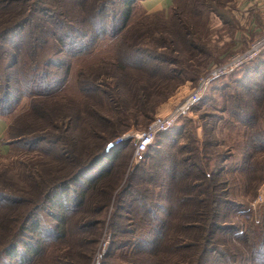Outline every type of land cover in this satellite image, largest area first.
Instances as JSON below:
<instances>
[{
	"label": "trees",
	"instance_id": "16d2710c",
	"mask_svg": "<svg viewBox=\"0 0 264 264\" xmlns=\"http://www.w3.org/2000/svg\"><path fill=\"white\" fill-rule=\"evenodd\" d=\"M142 1L0 0V115L29 100L1 139L15 148L8 157L20 166L0 164V264H91L126 165L114 167L134 146L131 140L108 144L144 123L141 116L152 118L186 81L178 74L203 63L196 20L204 10L223 19L225 10L222 0H187L188 9L173 3L134 21ZM178 39L184 48L175 45ZM108 45L115 46L112 56ZM184 51L190 55L185 65ZM240 70V93L249 95L244 104L253 110L241 114L235 102L231 113L250 130L240 143V169L254 172V157L264 152V53ZM174 126L156 136L116 195L113 242L101 264H117L108 261L117 250L121 264H264V214L240 232L225 218L237 200L223 191L207 199L206 189L194 193L207 173L194 163L190 143L178 142L180 135L161 139ZM149 184L160 185L165 203L148 198L157 194ZM125 212L131 214L126 226L120 223ZM221 231L225 243L214 246Z\"/></svg>",
	"mask_w": 264,
	"mask_h": 264
},
{
	"label": "rangeland",
	"instance_id": "374dc122",
	"mask_svg": "<svg viewBox=\"0 0 264 264\" xmlns=\"http://www.w3.org/2000/svg\"><path fill=\"white\" fill-rule=\"evenodd\" d=\"M143 2L145 1L143 0L141 2L143 9L139 8L140 10L138 11V15L134 21L145 17L148 13H153L145 9L146 7ZM186 2L187 0H173V5L177 4L178 8L188 9ZM222 2L223 5L225 4L224 14L222 15L223 19H221V17L215 12H207L204 10L202 16L203 18L196 20L198 23L201 22L197 32V36L200 40L196 39V41L206 48V52H204V54H199V56H201L203 59V63L198 66L195 63V65L190 66L191 71L181 70L182 72L178 74L179 79L185 78L186 81L182 83L177 88V90L164 101L166 102L169 98L174 96L176 97L173 106L168 110L167 113H169L177 103H179L194 90L195 86L198 84V80L203 77L212 66L221 65L229 55L240 51L242 48H245L251 40V36L255 37L253 33L250 34L248 32H252L249 31V29L253 30L252 24L254 21L260 22L261 16L264 12V0H222ZM144 10L145 12L143 13ZM216 18L218 21L215 20ZM219 21L222 24H220ZM259 24L261 25V23ZM239 29L244 32L243 34L245 40L244 44L235 50L233 49V46L237 30ZM108 40L109 39L107 37L102 43L107 44ZM128 41H130V38ZM175 45L180 48H184L183 46H185V44L180 39H178L177 44ZM121 47L123 48L125 46ZM121 47L116 45V49H119L118 51H121ZM109 48L112 51H106V53L109 56H112L111 54L113 53V50H115V46H109ZM225 50L230 51L226 56L222 57ZM189 56V51H184L182 53L181 59L182 61H185L184 65L187 64L188 61L186 62L185 59H187ZM2 64L3 60L1 62V66ZM192 64L194 63H191V65ZM247 69H249V67L245 68V72H247ZM245 72H243V70H240L239 72L236 71L231 74L223 75L211 82V86L206 91L201 100L194 106L192 110L187 112L181 119H179L178 123L174 126V131L173 129L171 130L173 133L171 131H167L161 135V139L163 140L166 136L177 133L175 135H180L177 138L179 139L178 142L181 145L190 143V155L193 156L192 159L194 163H196L197 166H200V171L202 169V172L207 173V179L204 177L205 180L202 177L199 178L201 175H197L199 178L198 181L202 182V185L200 186L201 188H196L194 193H197V189L198 191H200L199 189H206L208 194L201 193V196L207 199V197L210 198L212 193H218L220 191L222 193L223 191L225 193H223L224 196H228L229 198L239 202V206L236 207L233 212L229 210L227 215L225 214V218L228 221L232 220L235 222L237 224L236 227L240 232L245 230V226H247L249 221L253 220L257 223L261 221L264 214V152H258L254 157V161L256 162L257 166V169L254 170V172L249 170L246 172L240 169V167L244 164V155L242 153L243 147H241L240 143L244 144V142H246L250 130L238 119L237 115L231 113L233 109H236L234 108V106H236L235 102H239L238 105L242 104L241 108L237 109V111H239L241 114L242 111L252 112L251 110H253L249 109L244 104V101L249 95L240 93L242 92L243 86H240V83L238 82H241L240 78L245 76ZM261 72H264V70H261ZM256 75L257 74L254 75V79H259L260 73H258L257 76ZM238 78L240 80H238ZM257 81H260V79ZM186 87H188L187 90H185ZM74 89H76V87ZM75 91L76 90L71 92L72 95L76 97L80 96V94L78 95L77 93L78 91ZM161 104L157 106L152 118L147 120L146 118L143 119L141 116L139 121L145 120V122L140 123L139 125L133 123L131 127L124 133L141 131L145 129L157 115L167 114H159L157 112L158 107ZM28 106L29 100L27 98H23L16 109L9 116H7L8 124L13 122L15 117H17L19 113L25 111ZM261 115L263 116L261 121H263L264 107L262 109ZM263 127L264 126L260 125L259 129ZM180 131H182V134H178ZM8 138L9 136H7V139ZM164 141L166 142L167 138ZM260 142L261 140L259 143ZM13 149L15 148H12L8 144H2V146H0V157H3L0 158V164L6 163L13 169L18 170V166L20 165L19 161H17V158L8 157L10 150L13 151ZM142 157L143 154L140 156L135 155V148L131 145L126 148L124 155L121 156L116 162V167L114 168H119L121 164L126 165V167L121 173V180L119 184L116 185L112 192L111 200H109L110 203L107 208L108 212L105 218L102 234L98 241L97 249L92 255L93 258L91 264H101L102 256L106 253V251H108V247L113 242V236L109 227V223L110 219H112L113 210H115L116 195L124 186L130 171L136 165L141 163ZM155 159L157 160L151 163L148 162V164H146L148 169H150L151 166L153 167L157 161L160 160V157L156 156ZM197 170L198 169L196 168L194 171ZM152 171L153 173H156L154 168H152ZM248 176H250V178ZM156 178L158 179V174L156 175ZM159 180L162 181L163 179L159 177ZM149 185L150 189L157 192V194L148 198H150L153 202L157 201L158 203H165L160 185ZM103 199L104 200H101V202H106L105 198ZM244 203L246 204L243 205ZM123 215H127V217H122V219H120V223H125V226L126 224H131V218H129L131 214L125 212ZM95 217H98V213L95 214ZM234 231L236 232V230H231V232L235 235ZM223 232H217L216 236H214V246L224 245V239L227 236L224 234L225 232ZM237 243H239V240ZM118 255H120L119 250H117V255L115 258H108V261L113 260L117 264L124 263L121 260V257H118ZM40 264H47V262L42 261Z\"/></svg>",
	"mask_w": 264,
	"mask_h": 264
},
{
	"label": "built area",
	"instance_id": "2783aa9c",
	"mask_svg": "<svg viewBox=\"0 0 264 264\" xmlns=\"http://www.w3.org/2000/svg\"><path fill=\"white\" fill-rule=\"evenodd\" d=\"M249 31L252 32L248 33L254 34L252 29ZM262 53H264V29L259 34H255V37L251 36V40L245 48L229 55L221 65L212 66L198 80L194 90L177 103L169 113L157 115L145 129L124 133L114 139L113 142L119 144L125 140H131L135 148V155H142L160 132L177 124L179 119L194 108L211 86V82L223 75L239 71Z\"/></svg>",
	"mask_w": 264,
	"mask_h": 264
},
{
	"label": "crops",
	"instance_id": "0c3cea01",
	"mask_svg": "<svg viewBox=\"0 0 264 264\" xmlns=\"http://www.w3.org/2000/svg\"><path fill=\"white\" fill-rule=\"evenodd\" d=\"M144 1L145 2H143V4L146 7L145 9L147 11H149V12L161 11V10L165 11V10H168L170 8V6L173 4V0H144ZM215 20L218 21L217 18ZM219 23L222 24L220 21H219ZM259 23H261V25ZM252 27H253L254 35L260 33L261 30L264 29V12H263V14L261 16L260 22L254 21L253 24H252ZM243 33L244 32H242L240 29L237 30L233 49L236 50V49L240 48L244 44L245 37H244ZM229 51L230 50H227V51L225 50L223 52L222 57L226 56ZM187 89H188V87H186L185 90H187ZM175 98H176L175 96L171 97L166 102L161 104L158 107L157 112L159 114L167 113L168 110L173 106V104L175 102ZM8 125H9L8 124V117L0 115V146H2V144H3L1 142V139L6 134Z\"/></svg>",
	"mask_w": 264,
	"mask_h": 264
},
{
	"label": "water",
	"instance_id": "95a60500",
	"mask_svg": "<svg viewBox=\"0 0 264 264\" xmlns=\"http://www.w3.org/2000/svg\"><path fill=\"white\" fill-rule=\"evenodd\" d=\"M114 144H115L114 142H110V143L108 144V147H107V148L113 146Z\"/></svg>",
	"mask_w": 264,
	"mask_h": 264
}]
</instances>
